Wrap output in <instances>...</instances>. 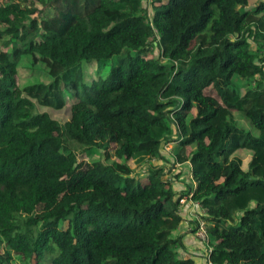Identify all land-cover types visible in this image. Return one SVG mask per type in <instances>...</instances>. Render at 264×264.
<instances>
[{"label":"trees","instance_id":"obj_1","mask_svg":"<svg viewBox=\"0 0 264 264\" xmlns=\"http://www.w3.org/2000/svg\"><path fill=\"white\" fill-rule=\"evenodd\" d=\"M151 3L0 0V264H194L171 233L189 192L214 263L264 264V0ZM23 55L44 81L19 86ZM171 143L182 194L164 166L130 175Z\"/></svg>","mask_w":264,"mask_h":264},{"label":"rangeland","instance_id":"obj_2","mask_svg":"<svg viewBox=\"0 0 264 264\" xmlns=\"http://www.w3.org/2000/svg\"><path fill=\"white\" fill-rule=\"evenodd\" d=\"M151 1L152 0H141L143 7L146 8L149 13L152 11ZM258 1L259 0H249V5H251L252 7ZM261 29L262 31H264V25H262ZM158 54H159L158 48H151L148 51V57L158 56ZM118 58L119 57L115 55L110 58H107L103 62L101 61L97 62L95 60L93 61V63L82 61V72H83L82 79H81L82 83H90L93 80L97 79V77H100L101 79H105L109 75L110 68L117 64ZM19 67H20L18 71L19 86H23L28 83H34L37 81H44L39 72H45L47 74L46 69H44L41 65H38L34 69H32L33 66L30 65L27 55L22 56ZM235 83L238 85L240 91H244L243 83L241 80L235 79ZM63 92H64V95H67V98L70 99L71 101L77 98V96L68 87H66L65 89L63 88ZM205 92L211 95L212 97L216 96L214 90L211 87L206 88ZM84 96L85 95L82 94L80 98H84ZM193 113L194 111H192L190 115ZM169 146H170V149L165 148V153H167V156L164 155L165 159H158V158L156 160L153 159L152 161L146 162L142 164L141 166H136L135 164L129 162L130 166L129 165L128 166L131 171L130 175L134 176L137 180L143 183L146 181L147 173L149 172V170L159 167V166H164L165 175L162 176V180H170L175 189L177 188V186L174 184L176 181L178 185L184 184L187 186L188 185L187 178L189 179V163L187 162H183V163L175 162L174 163L173 157L170 156L172 143L169 144ZM83 154H84V157L81 156L80 159L83 158L86 161H91V162L97 159H99L101 162H107V163H110L112 161L124 162V160L122 159L119 160L118 158H116V156L113 153L112 148L109 149L110 156L108 159L103 154V151L98 148H92L91 151H87V148H86V151ZM247 160L248 159H246L243 164L244 168H247V164H246ZM181 174L186 175V176H184V178L180 180L177 179L176 175L179 177ZM180 223L181 222L177 224L178 225L177 228H174L171 233L173 237L181 236L184 242L185 252L189 255L195 256V250H197V248H195L196 246L192 245V243H190L189 245L184 241V237L186 236L187 231L180 228ZM198 241H200L203 247V250H204L203 258H204L206 249H208L211 243L205 244V242L199 239ZM12 263L13 264H24L25 262L21 260L20 258L14 256ZM34 263H35L34 260H31V264H34Z\"/></svg>","mask_w":264,"mask_h":264},{"label":"crops","instance_id":"obj_3","mask_svg":"<svg viewBox=\"0 0 264 264\" xmlns=\"http://www.w3.org/2000/svg\"><path fill=\"white\" fill-rule=\"evenodd\" d=\"M189 166H190V164H189ZM184 176H186V175L181 174L179 177L176 176V178L180 180V179L184 178ZM189 179H190V173H189ZM187 182L189 183L188 178H187ZM174 184L177 186L176 190H179L180 194L184 193V191H185V190H183L185 188L184 184L178 185L177 181ZM179 197H181V196H179ZM178 212L181 216L180 228L187 231L186 236L184 237V241L189 245H190V243H192V245L196 246L195 248H197V250H195V256L190 255L195 261L194 264H205L204 258H203V253H204L203 247H202L200 241H198L194 236V229L197 225L196 215H201L203 213V209L199 206L192 204L188 200L184 204L179 205ZM181 253L183 255H188L185 252V249L183 251H181ZM200 255H201V257H200Z\"/></svg>","mask_w":264,"mask_h":264},{"label":"built area","instance_id":"obj_4","mask_svg":"<svg viewBox=\"0 0 264 264\" xmlns=\"http://www.w3.org/2000/svg\"><path fill=\"white\" fill-rule=\"evenodd\" d=\"M165 148L166 149H170V146L169 144L165 145ZM192 195V192H189L188 194L186 195H182L180 198H179V205H182L184 204L186 201H190L192 204L196 205V206H200L199 202L197 201H194L191 197ZM204 212V210H203ZM196 221H197V225L195 227V231H194V236L195 238L198 240H201L203 242H205V244H210L209 242V239H208V235H207V230H206V224H205V221L201 218L200 215H196ZM212 250V245L210 244L208 249H206V253L204 255V262L205 264H217V263H214L209 255H210V252Z\"/></svg>","mask_w":264,"mask_h":264},{"label":"water","instance_id":"obj_5","mask_svg":"<svg viewBox=\"0 0 264 264\" xmlns=\"http://www.w3.org/2000/svg\"><path fill=\"white\" fill-rule=\"evenodd\" d=\"M250 7H251V5L247 6L246 9H248V8H250Z\"/></svg>","mask_w":264,"mask_h":264}]
</instances>
